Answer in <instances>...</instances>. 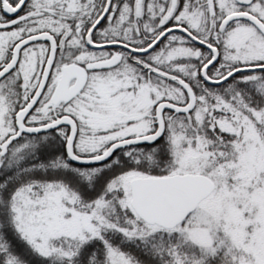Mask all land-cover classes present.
<instances>
[{
  "label": "snow or ice",
  "instance_id": "snow-or-ice-1",
  "mask_svg": "<svg viewBox=\"0 0 264 264\" xmlns=\"http://www.w3.org/2000/svg\"><path fill=\"white\" fill-rule=\"evenodd\" d=\"M0 264H264V0H0Z\"/></svg>",
  "mask_w": 264,
  "mask_h": 264
}]
</instances>
